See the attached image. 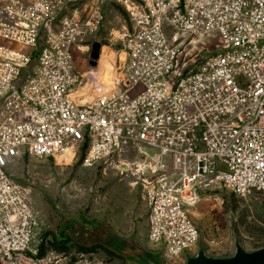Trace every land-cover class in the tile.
I'll use <instances>...</instances> for the list:
<instances>
[{
    "label": "built area",
    "instance_id": "1",
    "mask_svg": "<svg viewBox=\"0 0 264 264\" xmlns=\"http://www.w3.org/2000/svg\"><path fill=\"white\" fill-rule=\"evenodd\" d=\"M0 0V264H66L39 226L14 158L86 147L84 167L136 177L165 264L199 241L189 208L220 189L264 191V0H111L126 12L113 90L84 101L74 49L104 22L100 0ZM196 38L216 51L186 74Z\"/></svg>",
    "mask_w": 264,
    "mask_h": 264
},
{
    "label": "rangeland",
    "instance_id": "2",
    "mask_svg": "<svg viewBox=\"0 0 264 264\" xmlns=\"http://www.w3.org/2000/svg\"><path fill=\"white\" fill-rule=\"evenodd\" d=\"M86 3L88 17L96 6L94 0ZM98 5L103 24L77 39L73 52L77 69L86 77L80 93L90 100L113 90L119 63L125 59L122 37L129 27L120 5L111 0H100ZM96 42L101 50L93 65L91 51ZM216 42L193 39L180 54L177 73L186 74L203 57L214 54ZM85 151L81 147L56 158L25 155L12 159L8 171L26 189L38 215L33 245L48 243L46 253L54 250L66 264H138L129 259L131 245L160 252L148 236V201L137 178L109 165L84 167ZM189 211L199 241L177 264H185L200 248L210 256L229 257L237 242L248 251L264 247V191L245 195L226 189L208 192ZM66 237L70 241L61 249L57 241Z\"/></svg>",
    "mask_w": 264,
    "mask_h": 264
},
{
    "label": "water",
    "instance_id": "3",
    "mask_svg": "<svg viewBox=\"0 0 264 264\" xmlns=\"http://www.w3.org/2000/svg\"><path fill=\"white\" fill-rule=\"evenodd\" d=\"M101 44H93L91 51V61L95 65L100 56ZM125 244V243H124ZM132 254L129 256L131 262L138 264H165L161 252H150L137 246L129 247ZM185 264H264V247L248 251L239 242L236 244V251L229 257H214L206 253L204 248H200L197 254L187 257Z\"/></svg>",
    "mask_w": 264,
    "mask_h": 264
},
{
    "label": "trees",
    "instance_id": "4",
    "mask_svg": "<svg viewBox=\"0 0 264 264\" xmlns=\"http://www.w3.org/2000/svg\"><path fill=\"white\" fill-rule=\"evenodd\" d=\"M63 240L64 241H60V242L57 241V246H59L61 249L66 248L67 243L70 241V239L68 237L64 238ZM47 245H48V243H45V242H43L41 244V255L46 254Z\"/></svg>",
    "mask_w": 264,
    "mask_h": 264
},
{
    "label": "bare ground",
    "instance_id": "5",
    "mask_svg": "<svg viewBox=\"0 0 264 264\" xmlns=\"http://www.w3.org/2000/svg\"><path fill=\"white\" fill-rule=\"evenodd\" d=\"M101 81H102V80H101ZM102 83L105 85V82L102 81ZM94 94H95V93H94ZM92 95H93V93H92ZM88 96H89V95H88ZM88 96H86V97L84 98V101H88V100H90ZM92 98H93V97H92Z\"/></svg>",
    "mask_w": 264,
    "mask_h": 264
}]
</instances>
